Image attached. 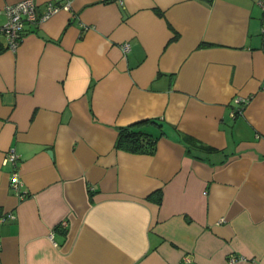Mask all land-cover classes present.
Wrapping results in <instances>:
<instances>
[{
    "label": "crops",
    "instance_id": "obj_1",
    "mask_svg": "<svg viewBox=\"0 0 264 264\" xmlns=\"http://www.w3.org/2000/svg\"><path fill=\"white\" fill-rule=\"evenodd\" d=\"M17 1L0 0V264H264L258 0H69L11 50ZM146 119L154 153L115 146Z\"/></svg>",
    "mask_w": 264,
    "mask_h": 264
},
{
    "label": "built area",
    "instance_id": "obj_2",
    "mask_svg": "<svg viewBox=\"0 0 264 264\" xmlns=\"http://www.w3.org/2000/svg\"><path fill=\"white\" fill-rule=\"evenodd\" d=\"M107 1V0H104ZM119 4H123L124 0H114ZM259 4L264 9V0H258ZM60 0H50L46 4V9L43 13L38 14L36 10L35 0H19L17 2L8 3L4 7V12L6 15V20L1 26V30L6 37L7 47L11 50H15L23 35L25 26L29 23H36L42 20L47 19L51 14L57 12L60 8H69V0H64V3L59 4ZM122 50L127 52L130 48L129 42H124L122 44ZM239 101V100H238ZM241 101V100H240ZM243 101V100H242ZM19 156L14 151V149L7 150L4 158L5 163H10L12 165L10 184L15 192H19V187L21 180L19 177L17 169V160ZM14 217L13 212H0V221H5L9 218ZM62 227H65L66 222L63 220L60 224ZM53 236V233L50 235ZM1 248V242H0ZM241 256H231L229 257V262H234L237 259H240Z\"/></svg>",
    "mask_w": 264,
    "mask_h": 264
},
{
    "label": "trees",
    "instance_id": "obj_3",
    "mask_svg": "<svg viewBox=\"0 0 264 264\" xmlns=\"http://www.w3.org/2000/svg\"><path fill=\"white\" fill-rule=\"evenodd\" d=\"M159 123L156 119L141 120L132 124L119 126L115 146L119 149L133 152L152 154L156 150L157 139L161 132H154L145 126V123ZM187 138V136H185ZM157 201L160 199V192H157ZM153 196L152 194L149 197Z\"/></svg>",
    "mask_w": 264,
    "mask_h": 264
}]
</instances>
